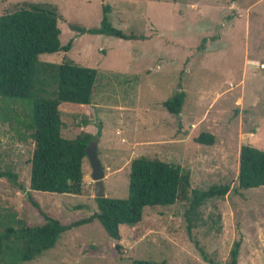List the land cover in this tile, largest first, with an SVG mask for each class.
<instances>
[{
	"label": "rangeland",
	"instance_id": "374dc122",
	"mask_svg": "<svg viewBox=\"0 0 264 264\" xmlns=\"http://www.w3.org/2000/svg\"><path fill=\"white\" fill-rule=\"evenodd\" d=\"M24 1L54 5L59 42L71 41L69 50L42 53L40 60L68 59L97 71L89 104H62L59 114L63 137L85 131L97 138L105 196H126L129 163L138 156L179 165L189 191L222 183L229 190L197 207L189 232L188 202L177 200L146 206L136 224H120L118 250L93 220L20 264H223L236 239L237 264H264V186L239 188L236 178L239 147L264 150V0H0V14ZM103 6L114 27L136 38L72 28L97 26ZM179 90L180 111L170 114L162 101ZM11 113L0 102V169L16 175L15 183L0 177V230L43 222L28 192L62 224L95 212L86 157L79 194L28 188L33 140ZM201 132L212 134L213 143L196 142Z\"/></svg>",
	"mask_w": 264,
	"mask_h": 264
},
{
	"label": "trees",
	"instance_id": "16d2710c",
	"mask_svg": "<svg viewBox=\"0 0 264 264\" xmlns=\"http://www.w3.org/2000/svg\"><path fill=\"white\" fill-rule=\"evenodd\" d=\"M108 7H102L97 26H72L79 33L102 34L124 40L135 35L125 34L108 18ZM58 12L44 2H22L11 11L0 14V102L5 113L11 111L15 121L29 131L33 149L29 160L28 188L57 194H79L82 186L81 164L84 148L94 138L80 132L73 138L62 135L61 105L81 107L90 102L96 80L95 68L64 60L60 63L42 61L39 55L67 51L71 41L60 44ZM184 92L179 90L162 101L170 114H178ZM16 107L20 109V119ZM213 135L199 133L195 141L210 145ZM15 183L16 175L0 169V177ZM237 186L248 189L264 186V150L243 144L238 152ZM229 184H211L206 189L189 191V175L179 165L157 158L138 156L130 160L127 194L123 198L95 197L96 211L89 216L62 224L40 207L29 192L27 202L42 223L23 224L16 228L6 225L0 230V261L20 264L33 259L54 246L60 234L71 227L98 221L114 248H120V224H136L146 206H166L185 200L183 212L187 230L197 224L196 209L206 199L224 196ZM211 220V223H214ZM240 239L232 242L223 264H237ZM131 264H166L164 260H132Z\"/></svg>",
	"mask_w": 264,
	"mask_h": 264
},
{
	"label": "water",
	"instance_id": "95a60500",
	"mask_svg": "<svg viewBox=\"0 0 264 264\" xmlns=\"http://www.w3.org/2000/svg\"><path fill=\"white\" fill-rule=\"evenodd\" d=\"M85 156L88 161L90 172L88 174L89 178L93 181L94 197H104V187H103V177L104 170L100 159L97 155V138L94 137L87 142L85 148Z\"/></svg>",
	"mask_w": 264,
	"mask_h": 264
},
{
	"label": "crops",
	"instance_id": "0c3cea01",
	"mask_svg": "<svg viewBox=\"0 0 264 264\" xmlns=\"http://www.w3.org/2000/svg\"><path fill=\"white\" fill-rule=\"evenodd\" d=\"M169 113V112H168Z\"/></svg>",
	"mask_w": 264,
	"mask_h": 264
}]
</instances>
